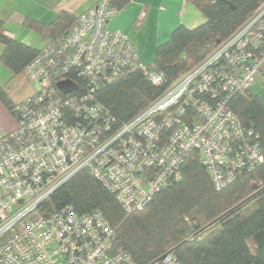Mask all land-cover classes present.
<instances>
[{"label": "built area", "instance_id": "1", "mask_svg": "<svg viewBox=\"0 0 264 264\" xmlns=\"http://www.w3.org/2000/svg\"><path fill=\"white\" fill-rule=\"evenodd\" d=\"M116 12L98 0L24 68L35 88L13 107L14 130L0 136V264H136L115 246L98 210L45 211V201L81 171L131 212L179 180L189 155L217 189L264 160L256 133L229 108L264 68V0L170 83L140 61L126 34L108 28ZM132 71L164 88L121 122L96 92ZM150 264L180 263L167 252Z\"/></svg>", "mask_w": 264, "mask_h": 264}, {"label": "trees", "instance_id": "2", "mask_svg": "<svg viewBox=\"0 0 264 264\" xmlns=\"http://www.w3.org/2000/svg\"><path fill=\"white\" fill-rule=\"evenodd\" d=\"M116 11L130 0H108ZM204 16L199 25L176 27L159 44L153 64L166 83L177 79L235 32L262 0H188ZM79 16V15H78ZM78 16L62 10L50 23L26 17L24 25L49 37L47 44L66 35ZM0 63L11 73L0 84V102L12 115L24 100L29 82L24 68L40 49L6 33L0 20ZM14 85V89H12ZM12 90H11V89ZM164 88L139 71L107 84L96 92L118 121L132 118ZM229 108L244 128L258 136L264 155V101L248 91L235 94ZM70 205L77 213L98 210L115 233V246L128 252L136 264H150L171 252L180 264H264V160L242 171L230 184L217 189L199 158L189 155L181 177L157 191L141 209L127 212L101 182L81 171L66 181L44 203L52 212Z\"/></svg>", "mask_w": 264, "mask_h": 264}, {"label": "crops", "instance_id": "3", "mask_svg": "<svg viewBox=\"0 0 264 264\" xmlns=\"http://www.w3.org/2000/svg\"><path fill=\"white\" fill-rule=\"evenodd\" d=\"M97 1L0 0V20L10 37L40 49L47 44L49 37L25 26L26 17L50 23L62 10L78 16ZM203 21L204 16L188 0H130L109 20L108 28L126 34L140 61L148 63L153 61L156 47L166 42L176 27L193 28ZM3 49L0 43V55ZM261 74L264 76V69ZM10 76V71L0 63V84H5ZM259 82L264 86V79ZM11 87L14 89V85ZM15 125L13 116L0 102V136L14 130Z\"/></svg>", "mask_w": 264, "mask_h": 264}, {"label": "rangeland", "instance_id": "4", "mask_svg": "<svg viewBox=\"0 0 264 264\" xmlns=\"http://www.w3.org/2000/svg\"><path fill=\"white\" fill-rule=\"evenodd\" d=\"M142 63H146V62H142ZM148 63H150V62H148ZM262 79H264V76L260 73L257 77L258 82L253 83L250 87L251 88L250 90H251V92H253L255 94H259L261 99L264 101V86L259 82ZM34 88H35V85L30 84V82H28L21 92L22 96L24 97L26 95H29L30 93H32V90Z\"/></svg>", "mask_w": 264, "mask_h": 264}, {"label": "water", "instance_id": "5", "mask_svg": "<svg viewBox=\"0 0 264 264\" xmlns=\"http://www.w3.org/2000/svg\"><path fill=\"white\" fill-rule=\"evenodd\" d=\"M167 253L163 254L162 256H160L158 259L161 260L166 256Z\"/></svg>", "mask_w": 264, "mask_h": 264}]
</instances>
